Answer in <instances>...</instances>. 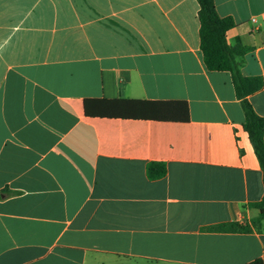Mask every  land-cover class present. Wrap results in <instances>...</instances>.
<instances>
[{
    "label": "crops",
    "instance_id": "1",
    "mask_svg": "<svg viewBox=\"0 0 264 264\" xmlns=\"http://www.w3.org/2000/svg\"><path fill=\"white\" fill-rule=\"evenodd\" d=\"M264 81V0H214ZM197 0H0V264H249L263 171ZM255 20V21H253ZM264 118V85L249 95ZM187 108V112H186ZM167 174L149 179L147 166Z\"/></svg>",
    "mask_w": 264,
    "mask_h": 264
},
{
    "label": "trees",
    "instance_id": "2",
    "mask_svg": "<svg viewBox=\"0 0 264 264\" xmlns=\"http://www.w3.org/2000/svg\"><path fill=\"white\" fill-rule=\"evenodd\" d=\"M200 6V41L204 62L210 71H228L233 76L237 97L241 100L245 115L244 129L254 147L256 156L263 171L264 180V118L260 117L247 97L259 91L264 81L261 78H246L241 75L238 57L245 55L248 48L242 45L231 47L226 40V33L235 26L232 18H221L216 10L214 0H197ZM187 112V108H186ZM167 174L163 163L153 162L147 166V175L151 180H157ZM1 198V195H0ZM251 207L259 211V215L248 224L230 222L207 228L215 233H252L264 230V197ZM249 264H264L257 259Z\"/></svg>",
    "mask_w": 264,
    "mask_h": 264
},
{
    "label": "built area",
    "instance_id": "3",
    "mask_svg": "<svg viewBox=\"0 0 264 264\" xmlns=\"http://www.w3.org/2000/svg\"><path fill=\"white\" fill-rule=\"evenodd\" d=\"M253 21H255V20H253Z\"/></svg>",
    "mask_w": 264,
    "mask_h": 264
}]
</instances>
